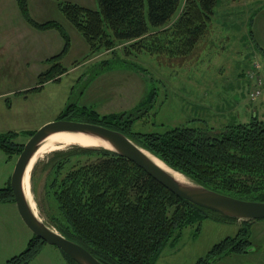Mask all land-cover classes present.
Instances as JSON below:
<instances>
[{"label": "rangeland", "instance_id": "obj_1", "mask_svg": "<svg viewBox=\"0 0 264 264\" xmlns=\"http://www.w3.org/2000/svg\"><path fill=\"white\" fill-rule=\"evenodd\" d=\"M61 1L98 9L96 0ZM26 4L34 21H57L63 27L68 48L60 65L65 71L37 87V76L48 68L46 60L61 51L63 40L55 30L32 29L21 16L17 0H0V134L9 133L3 137L11 140L7 144L11 153L0 149V188L9 185L18 148H23L31 133L57 120L69 104L76 105V113L91 109L102 116L134 112L144 103L140 112L133 113L141 117L132 126L133 131L142 132L201 123L219 129L247 122L252 115L264 120V0H219L210 30L193 52L195 57L178 58L171 67L162 64L165 59L157 60V54L130 49L128 41L89 47L55 0H26ZM252 69L260 86L249 72ZM256 87L259 94L253 91ZM5 92L10 93L1 95ZM75 147L85 148L71 145L51 151L32 168L30 193L43 221L37 204L49 211L55 182L95 157ZM208 216L200 225L174 235L154 264H195L214 244L234 236L247 223L213 213ZM248 230V252L223 256L217 264H264V219L252 220ZM32 237L15 203L0 202V264L21 254ZM25 264L71 263L60 249L43 243Z\"/></svg>", "mask_w": 264, "mask_h": 264}, {"label": "trees", "instance_id": "obj_2", "mask_svg": "<svg viewBox=\"0 0 264 264\" xmlns=\"http://www.w3.org/2000/svg\"><path fill=\"white\" fill-rule=\"evenodd\" d=\"M55 1L63 17L89 47L107 48L115 41H128L130 49L137 47L139 52L157 54V60L165 59L162 64L171 67L176 66L178 58L192 59L197 44L210 30L219 0H96L95 10ZM17 2L21 16L32 29L55 30L63 40L61 51L46 60L48 68L37 76V87L41 88L65 71L60 59L68 48V39L60 23L36 22L27 12L26 0ZM143 104L134 112L102 116L91 109L76 113V105L69 104L58 119L121 132L204 188L242 200L264 202V120L252 115L247 122H232L219 129L201 123L163 132L133 131L134 122L141 117L133 113L140 112ZM6 134H0V149L11 153L7 145L11 140L3 137ZM75 149L95 157L68 170L55 182L48 199L49 211L39 203L37 206L48 226L85 248L102 264H154L174 235L185 227L200 225L213 213L173 195L112 151ZM21 150L22 147L18 148V153ZM9 200L14 202L8 185L0 188V202ZM244 222L247 223L234 236L214 244L195 264H217L223 256L247 253L251 221ZM43 243L33 236L27 248L7 264H25Z\"/></svg>", "mask_w": 264, "mask_h": 264}, {"label": "water", "instance_id": "obj_3", "mask_svg": "<svg viewBox=\"0 0 264 264\" xmlns=\"http://www.w3.org/2000/svg\"><path fill=\"white\" fill-rule=\"evenodd\" d=\"M60 132L79 133L107 143L111 149L106 150L129 160L160 183L170 193L195 206L236 220L252 221L264 219V202L242 200L221 194L204 188L190 181L185 176L187 182H180L167 171L157 166L145 153L147 152L146 150L139 147L121 132L87 122L55 120L40 127L23 145L10 177L9 188L18 215L32 232L33 236L44 243L57 247L76 264L102 263L85 248L64 238L55 229L48 226L39 216L37 217L29 207L22 186L28 163L41 142L46 137Z\"/></svg>", "mask_w": 264, "mask_h": 264}, {"label": "bare ground", "instance_id": "obj_4", "mask_svg": "<svg viewBox=\"0 0 264 264\" xmlns=\"http://www.w3.org/2000/svg\"><path fill=\"white\" fill-rule=\"evenodd\" d=\"M71 145H77L85 148H104V149H111V147L96 138L89 137L83 134L79 133H66V132H60L52 134L48 137H46L41 144L39 145V148L35 151L33 156L31 157L28 166L26 168L22 186H23V193L25 195V198L29 204V207L31 208L32 212L38 217L37 212L35 210V205L32 199V195L30 193V174L32 171V168L37 163L39 159L42 158V156L46 153H49L54 150L64 149L67 146ZM149 158L160 168L167 171L169 174H171L176 180L180 182H187L186 178L177 173L174 172L172 169H170L167 165H165L162 161H160L158 158L154 157L150 153L145 152Z\"/></svg>", "mask_w": 264, "mask_h": 264}, {"label": "built area", "instance_id": "obj_5", "mask_svg": "<svg viewBox=\"0 0 264 264\" xmlns=\"http://www.w3.org/2000/svg\"><path fill=\"white\" fill-rule=\"evenodd\" d=\"M249 72L251 73L252 78L255 80L256 85H257V86H260L261 81H260V79H259L258 77H256V72H257V71L254 72V69H252V70L249 71ZM250 73H249V74H250ZM253 91H254V93L256 92V94H257V93L259 94V90L257 89V87H256Z\"/></svg>", "mask_w": 264, "mask_h": 264}, {"label": "crops", "instance_id": "obj_6", "mask_svg": "<svg viewBox=\"0 0 264 264\" xmlns=\"http://www.w3.org/2000/svg\"><path fill=\"white\" fill-rule=\"evenodd\" d=\"M48 83H49V82H48ZM10 92H13V91H10ZM10 92H8V93L5 92V93H3V94H1V95H6V94L8 95ZM14 92H15V91H14ZM7 95H6V96H7Z\"/></svg>", "mask_w": 264, "mask_h": 264}, {"label": "flooded vegetation", "instance_id": "obj_7", "mask_svg": "<svg viewBox=\"0 0 264 264\" xmlns=\"http://www.w3.org/2000/svg\"><path fill=\"white\" fill-rule=\"evenodd\" d=\"M57 120H65V119H57Z\"/></svg>", "mask_w": 264, "mask_h": 264}]
</instances>
